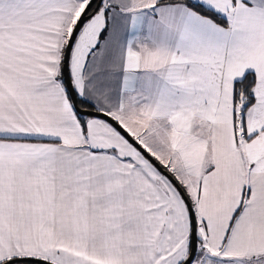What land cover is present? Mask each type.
Instances as JSON below:
<instances>
[{"label": "snow or ice", "instance_id": "obj_1", "mask_svg": "<svg viewBox=\"0 0 264 264\" xmlns=\"http://www.w3.org/2000/svg\"><path fill=\"white\" fill-rule=\"evenodd\" d=\"M0 264H264V0H0Z\"/></svg>", "mask_w": 264, "mask_h": 264}]
</instances>
